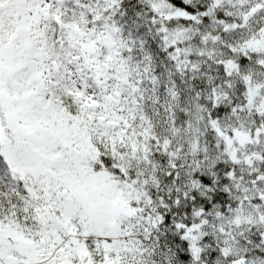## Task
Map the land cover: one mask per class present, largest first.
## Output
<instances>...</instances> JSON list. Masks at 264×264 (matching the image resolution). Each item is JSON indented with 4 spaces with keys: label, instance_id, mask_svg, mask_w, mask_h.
Wrapping results in <instances>:
<instances>
[{
    "label": "snow or ice",
    "instance_id": "1",
    "mask_svg": "<svg viewBox=\"0 0 264 264\" xmlns=\"http://www.w3.org/2000/svg\"><path fill=\"white\" fill-rule=\"evenodd\" d=\"M0 264H264V0H0Z\"/></svg>",
    "mask_w": 264,
    "mask_h": 264
}]
</instances>
